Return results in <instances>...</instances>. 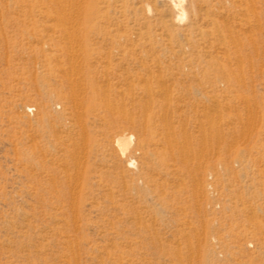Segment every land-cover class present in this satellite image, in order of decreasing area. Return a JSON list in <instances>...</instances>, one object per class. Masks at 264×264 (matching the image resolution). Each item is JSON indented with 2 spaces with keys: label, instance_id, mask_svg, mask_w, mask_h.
<instances>
[{
  "label": "rangeland",
  "instance_id": "rangeland-1",
  "mask_svg": "<svg viewBox=\"0 0 264 264\" xmlns=\"http://www.w3.org/2000/svg\"><path fill=\"white\" fill-rule=\"evenodd\" d=\"M57 1L0 0V264H264V0Z\"/></svg>",
  "mask_w": 264,
  "mask_h": 264
},
{
  "label": "bare ground",
  "instance_id": "bare-ground-1",
  "mask_svg": "<svg viewBox=\"0 0 264 264\" xmlns=\"http://www.w3.org/2000/svg\"><path fill=\"white\" fill-rule=\"evenodd\" d=\"M54 1H57V0H54ZM67 1H68V2L70 1V2H71V0H67ZM65 2H66V1H65ZM70 2L67 3V4H70ZM157 2H158V1H157ZM180 2H181V1H180ZM62 3H64V2H62ZM73 3H75V1H74ZM76 3H77V2H76ZM76 3H75V4H76ZM168 3H169V2H168ZM177 3H178V2H177ZM57 4H58V1H57ZM67 4H66V5H67ZM66 5H65V6H66ZM172 5H173V6L175 5L176 8H178L177 5H179V4L176 5L175 2H174V4H172ZM62 6H63V5H62ZM67 6H68V5H67ZM67 6H66V8H67ZM69 6H70V5H69ZM71 6H73L72 3H71ZM71 6H70V7H71ZM74 6H75V5H74ZM70 7H69V8H70ZM75 7H76V6H75ZM61 8H62V7H60V9H59L60 12H61ZM73 8H74V7H73ZM183 8H184V7H183ZM183 8H180V10H181V9H182V10L179 12V15H180V14H181V15H186V14H185L186 11H185ZM29 9H30V8H29ZM52 9H53V7H52ZM64 9H65V8H64ZM64 9H63V10H64ZM75 9H76V8H75ZM53 10H54V9H53ZM53 10H52V11H53ZM59 10H58V11H59ZM63 10H62V11H63ZM65 10H66V9H65ZM67 10H68V9H67ZM67 10H66V11H67ZM70 10H71V9H70ZM68 11H69V10H68ZM68 11H67V12H68ZM167 11H168V10H167ZM56 12H57V11H56ZM69 12H70V11H69ZM168 12H170V11H168ZM71 13H72V12H71ZM164 13H165V12H164ZM57 14H58V13H56V15H57ZM60 14H61V13H60ZM67 14H68V13H67ZM63 15H65L64 12H63ZM63 15H62V17H63ZM179 15L177 16V18H180V17H181V16L179 17ZM68 16L71 17V14H69ZM68 16H67V17H68ZM167 16H168V15H167ZM168 17H169V16H168ZM185 17H186V16H185ZM58 18H59V17H58ZM165 18H166V17H165ZM56 19H57V18H56ZM66 19H68V18H65V20H66ZM180 19L183 20L184 17L182 16V18H180ZM62 20H63V19H62ZM62 20H61V18H60V24H62L61 22H64V21H65V20H64V21H62ZM66 21H67V22H65V24L68 23V20H66ZM170 21H171V20H170ZM57 22H58V20H57ZM56 24H57V23H56ZM65 24H64V25H65ZM175 24H176V23H175ZM62 25H63V24H62ZM64 25H63V26H64ZM66 26H67V28H68V25H65V27H66ZM69 28H70V27H69ZM50 29H51V28H50ZM63 29H64V28H63ZM69 31H71V30H69ZM69 31H68V32H69ZM65 33H67V32H65ZM67 34H68V33H67ZM70 34H71V32H70ZM70 36H71V35H70ZM221 36H222V35H221ZM220 38H221V37H220ZM69 40H70V39H69ZM186 40H187V39H186ZM219 40H220V39H219ZM223 43H224V42H223ZM67 46H68V45H67ZM74 47H75V46H74ZM82 84H83V83H82ZM84 84H85V83H84ZM82 86H83V85H82ZM148 91H149V90H148ZM168 116H169V115H168ZM165 119H166V118H165ZM116 142H117V143H120V145H121V151H122L123 153H125L126 150H127L128 147H129L130 142H131V135H127V134L120 135V136H118V137L116 138ZM171 157H172V156H171ZM143 166H144V165H143ZM125 257H126V256H125ZM114 264H115V263H114Z\"/></svg>",
  "mask_w": 264,
  "mask_h": 264
}]
</instances>
